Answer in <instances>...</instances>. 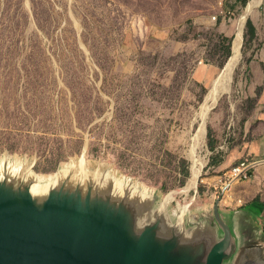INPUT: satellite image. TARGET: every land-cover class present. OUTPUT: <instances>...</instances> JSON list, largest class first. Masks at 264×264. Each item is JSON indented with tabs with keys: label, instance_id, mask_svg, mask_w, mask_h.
Wrapping results in <instances>:
<instances>
[{
	"label": "rangeland",
	"instance_id": "obj_1",
	"mask_svg": "<svg viewBox=\"0 0 264 264\" xmlns=\"http://www.w3.org/2000/svg\"><path fill=\"white\" fill-rule=\"evenodd\" d=\"M198 1L0 0L2 260L206 264L224 160L260 110L264 0L186 19Z\"/></svg>",
	"mask_w": 264,
	"mask_h": 264
},
{
	"label": "crops",
	"instance_id": "obj_2",
	"mask_svg": "<svg viewBox=\"0 0 264 264\" xmlns=\"http://www.w3.org/2000/svg\"><path fill=\"white\" fill-rule=\"evenodd\" d=\"M224 0H199L200 6L189 17L198 20V13L208 20V12H217ZM250 8L255 9L260 0ZM202 5V6H201ZM169 11H159L161 19H172ZM264 25V1L262 5ZM174 23L155 24V27L171 28ZM253 25V24H252ZM255 28V26L253 25ZM252 74L255 86L261 88L260 110L248 125L246 142L232 151L223 163L225 182L218 197V215L228 229L227 240L214 253L213 264H264V36L261 51L254 55ZM239 161L252 163L250 178L246 181L227 182L228 170ZM215 204V202H214ZM199 226L202 221H198ZM225 231L217 222L213 228L209 252L220 244Z\"/></svg>",
	"mask_w": 264,
	"mask_h": 264
},
{
	"label": "bare ground",
	"instance_id": "obj_3",
	"mask_svg": "<svg viewBox=\"0 0 264 264\" xmlns=\"http://www.w3.org/2000/svg\"><path fill=\"white\" fill-rule=\"evenodd\" d=\"M257 0H252V2L248 5V7H251V5L254 6V4H256ZM241 33H242V28L239 27L237 29V32L235 34V39L233 41V45H232V55L231 57L228 59L226 65H225V68H224V74L225 76H230L232 71L234 70V68L236 67L239 59H240V43H241ZM217 80V79H216ZM219 82V81H218ZM218 91V90H217ZM218 93V92H217ZM214 104V103H213ZM194 157V156H193ZM192 157V158H193ZM203 166V163L202 162H198L197 159H194L193 160V166H192V169H191V177H190V183L187 187L188 188H194L195 187V184H196V180L198 179L199 177V174H200V170ZM13 231V230H12ZM180 229L178 230V233H179ZM13 232H16L15 230ZM166 250V248L164 249ZM82 250H80L81 252ZM163 260V256L161 257L160 261ZM57 263V262H56ZM58 264V263H57Z\"/></svg>",
	"mask_w": 264,
	"mask_h": 264
},
{
	"label": "water",
	"instance_id": "obj_4",
	"mask_svg": "<svg viewBox=\"0 0 264 264\" xmlns=\"http://www.w3.org/2000/svg\"><path fill=\"white\" fill-rule=\"evenodd\" d=\"M213 213H214V216H215L217 222H218V223L222 226V228L224 229V231H225V236H224L223 241H222L220 244L214 246L213 249L209 252L206 264H213V261H214V253H215V251L218 249V247H219L220 245H222V244L227 240V238H228V234H229L226 225L222 222V220L220 219V217H219V215H218V199L215 201V204H214V206H213ZM6 259H7V261H4V260H2V259L0 258V264H22V263H20V262H16V261H15L16 259H18V257H16V259H14V261L10 260L9 258H6Z\"/></svg>",
	"mask_w": 264,
	"mask_h": 264
},
{
	"label": "built area",
	"instance_id": "obj_5",
	"mask_svg": "<svg viewBox=\"0 0 264 264\" xmlns=\"http://www.w3.org/2000/svg\"><path fill=\"white\" fill-rule=\"evenodd\" d=\"M252 163L246 161H239L235 165L231 166L228 170L227 182L233 180H243L246 181L250 178L249 168Z\"/></svg>",
	"mask_w": 264,
	"mask_h": 264
},
{
	"label": "trees",
	"instance_id": "obj_6",
	"mask_svg": "<svg viewBox=\"0 0 264 264\" xmlns=\"http://www.w3.org/2000/svg\"><path fill=\"white\" fill-rule=\"evenodd\" d=\"M236 3H238V5L240 7H243L246 5V0H236ZM225 5H226V3H224V6ZM227 7H228V5H227ZM229 8L233 9V6H229ZM246 28H247V31L249 33L250 39H252L254 37V34H255V28L253 27L251 21H247Z\"/></svg>",
	"mask_w": 264,
	"mask_h": 264
}]
</instances>
